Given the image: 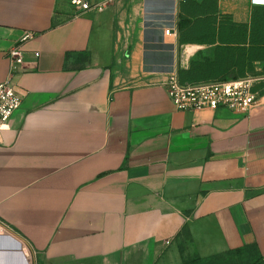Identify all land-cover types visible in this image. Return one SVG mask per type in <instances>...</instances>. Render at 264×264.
<instances>
[{"label": "crops", "instance_id": "0c3cea01", "mask_svg": "<svg viewBox=\"0 0 264 264\" xmlns=\"http://www.w3.org/2000/svg\"><path fill=\"white\" fill-rule=\"evenodd\" d=\"M0 0V264H182L264 256V105L180 112L165 84L264 78L249 0ZM264 94V81L255 85Z\"/></svg>", "mask_w": 264, "mask_h": 264}, {"label": "built area", "instance_id": "2783aa9c", "mask_svg": "<svg viewBox=\"0 0 264 264\" xmlns=\"http://www.w3.org/2000/svg\"><path fill=\"white\" fill-rule=\"evenodd\" d=\"M180 1L199 2L202 0ZM71 2L79 13L100 12L109 4V2L93 3L91 0H71ZM249 3L252 8H264V0H249ZM36 38V33L27 32L20 44L7 55L8 60L13 65V70L9 80L0 84V131L4 129L14 113L22 106V97L17 92L12 80L14 74L19 70L18 68L25 64L23 46ZM262 81L264 78L254 77L185 84L180 81L176 74H173L165 84V88L171 102L180 112L225 109L238 113H249L254 108L264 105V94L255 90V85Z\"/></svg>", "mask_w": 264, "mask_h": 264}, {"label": "trees", "instance_id": "16d2710c", "mask_svg": "<svg viewBox=\"0 0 264 264\" xmlns=\"http://www.w3.org/2000/svg\"><path fill=\"white\" fill-rule=\"evenodd\" d=\"M182 264H264V256L257 244L230 250L210 257H196Z\"/></svg>", "mask_w": 264, "mask_h": 264}]
</instances>
